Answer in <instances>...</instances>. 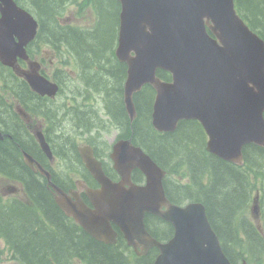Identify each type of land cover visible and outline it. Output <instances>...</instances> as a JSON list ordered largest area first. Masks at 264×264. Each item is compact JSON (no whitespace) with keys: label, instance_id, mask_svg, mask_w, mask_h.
Masks as SVG:
<instances>
[{"label":"water","instance_id":"water-1","mask_svg":"<svg viewBox=\"0 0 264 264\" xmlns=\"http://www.w3.org/2000/svg\"><path fill=\"white\" fill-rule=\"evenodd\" d=\"M1 2L0 59L13 66L17 56L26 57L24 45L34 34L35 22L12 0ZM121 2V36L116 55L125 57L129 48L137 51L123 94L129 120L135 117L132 93L143 82H150L156 89L151 122L157 130L171 131L179 119H198L208 135L206 149L237 164L242 163L241 148L245 143L263 145L264 43L234 15L233 0ZM204 18L214 23L211 30L219 44L204 31ZM13 35L18 37L17 42ZM157 65L172 71V83L154 78ZM31 66L25 77L32 88L41 94H54L57 86L38 75L35 64ZM35 136L51 158L42 132L35 131ZM79 154L100 185L98 189L85 188L92 206L75 192H70L72 197L65 193L30 154L23 152L25 163L46 176L58 206L95 239L114 242V223L135 250L138 244L142 245L139 253L151 246L159 249L153 264H230L209 225L203 204L171 203L162 185L163 169L130 138L118 140L110 153L120 175L118 181L104 174L89 146L80 147ZM133 168L143 173L144 184L131 181ZM251 210L257 215L256 198ZM146 212L172 223L174 234L167 242L159 243L148 234L143 221Z\"/></svg>","mask_w":264,"mask_h":264},{"label":"trees","instance_id":"trees-1","mask_svg":"<svg viewBox=\"0 0 264 264\" xmlns=\"http://www.w3.org/2000/svg\"><path fill=\"white\" fill-rule=\"evenodd\" d=\"M16 1L29 9L40 22L37 41L48 42L65 62L72 58L81 73L88 77L85 83L91 81L90 90H86L85 94L83 91L82 96L104 94L112 124L121 127L119 136L131 135L132 142L141 146L165 170L163 186L167 198L177 204L202 202L229 259L237 262L228 251L230 242L244 239L249 244L241 250V258L259 261L264 251V238L248 218V206L258 190L261 228L264 231V147L254 144L244 146V163L236 165L206 151L205 133L195 120H180L173 131H156L150 120L154 95L150 85L135 94L136 117L129 122L123 108L122 75L113 55L117 0H100L103 9L96 7L98 20L92 30L62 25L59 17L64 2L60 0ZM245 1L254 16L264 23V0ZM94 63L98 71L91 69L90 64ZM158 75L165 80L170 79L165 71H158ZM18 83L20 86L22 81ZM20 92L26 97L25 109L41 116L47 130L55 121L59 123L66 119V109L62 112L52 110L47 99L33 93L26 84ZM28 100H32L36 107H30ZM1 113L6 116L5 112ZM93 118L94 115H87L85 125H82L78 117V122L71 124L73 141L63 142L69 146L70 154L66 157L70 160L81 162L75 148L76 132L73 128L82 130L80 134L92 132L95 125ZM9 125L13 131L22 133L14 125ZM57 136L66 139L60 132ZM28 137L33 141L31 135L26 139ZM13 140L14 144L6 137L0 140V173L19 182L24 187L27 200L0 197V236L12 252V257L21 264H151L156 254L154 249L137 256L120 234L115 244L98 241L67 216L56 205L45 179L22 161L17 143L38 157L29 142L17 136ZM87 141L91 142L89 139ZM106 172L114 176L111 169L106 168ZM141 177L139 170L132 171L133 180ZM53 180L58 184L56 178ZM145 224L147 230L158 239L168 238L172 234L170 223L158 216L146 214ZM226 237L230 240H226Z\"/></svg>","mask_w":264,"mask_h":264},{"label":"rangeland","instance_id":"rangeland-1","mask_svg":"<svg viewBox=\"0 0 264 264\" xmlns=\"http://www.w3.org/2000/svg\"><path fill=\"white\" fill-rule=\"evenodd\" d=\"M70 13V12H68ZM65 18V17H64ZM85 19V18H84ZM82 19L83 23H86L85 20ZM49 57H46L47 59V62L43 65V68L44 70L48 73V74H52V72L54 71V69L58 66L57 63L54 62V60H49L48 59ZM116 136V131L111 129L108 133H104L103 134V138L108 142V143H112L113 139L115 138ZM82 141V139H79L78 142ZM55 166V164H53ZM58 166H60V164H58ZM56 167V166H55ZM5 188L8 187V183L6 180L4 179H1L0 177V190H3L5 191ZM250 220L252 222H254V220L251 218L250 216ZM0 245L2 246L3 245V242L0 241ZM7 252H4V255H3V259L1 260L0 264H14L13 262H10V260H8L7 258Z\"/></svg>","mask_w":264,"mask_h":264},{"label":"flooded vegetation","instance_id":"flooded-vegetation-1","mask_svg":"<svg viewBox=\"0 0 264 264\" xmlns=\"http://www.w3.org/2000/svg\"><path fill=\"white\" fill-rule=\"evenodd\" d=\"M9 104V103H8ZM5 112L6 113V111H7V108L5 107V106H3V104H1V102H0V120L1 119H6V117H7V114H6V116L4 115V114H2L1 112ZM106 161H108V160H106ZM111 161V160H110ZM108 164L112 167V162L110 163L109 161H108ZM63 177L64 176H66V177H68V173H64L63 175H62ZM77 181L78 182H80V184H83V180L82 179H78V180H74V183H69L68 181H64L63 183H65L66 185H67V187H66V190L67 191H69V190H71L73 187H76L75 186V184L77 183ZM81 191V190H80ZM81 194L83 195V192L81 191ZM15 264V263H14Z\"/></svg>","mask_w":264,"mask_h":264},{"label":"bare ground","instance_id":"bare-ground-1","mask_svg":"<svg viewBox=\"0 0 264 264\" xmlns=\"http://www.w3.org/2000/svg\"><path fill=\"white\" fill-rule=\"evenodd\" d=\"M113 108V107H112ZM111 110V109H110ZM114 111V110H113ZM109 112V111H108ZM83 125V124H82ZM85 125V124H84ZM76 126V125H75ZM79 128H80V126H79ZM83 128V127H82ZM85 128V127H84ZM82 131V130H81ZM70 154V149H69V146L68 145H65V147H64V149H63V156L64 155H69ZM62 156V158L63 159H65V157H63Z\"/></svg>","mask_w":264,"mask_h":264}]
</instances>
